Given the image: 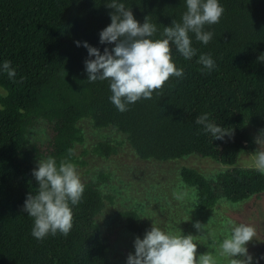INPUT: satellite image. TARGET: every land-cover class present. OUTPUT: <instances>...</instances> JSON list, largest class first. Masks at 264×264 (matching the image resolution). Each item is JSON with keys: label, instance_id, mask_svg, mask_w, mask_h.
I'll return each mask as SVG.
<instances>
[{"label": "trees", "instance_id": "obj_1", "mask_svg": "<svg viewBox=\"0 0 264 264\" xmlns=\"http://www.w3.org/2000/svg\"><path fill=\"white\" fill-rule=\"evenodd\" d=\"M111 0H0V264H33L46 250L53 264H117L112 245L101 235L95 218L104 195L86 183L82 202L72 206L74 224L65 237L59 233L39 241L31 235L34 220L23 211L38 184L32 175L36 162L53 157L76 163L74 147L81 134L78 123L88 120L95 129L112 128L126 136L140 160L166 162L189 155L224 166L236 164L239 153L253 148L249 127L264 144V0H219L225 12L209 44L196 41L197 55L185 60L173 47V61L183 79L173 77L161 94L141 99L121 113L110 101L109 81L87 80L83 42L104 48L100 32L111 23ZM131 8L143 24L148 16L161 39L164 26L181 22L186 0H118ZM76 41L81 42L77 47ZM210 54L216 69L207 73L197 63ZM94 59V57H92ZM5 60L16 70L15 82L2 71ZM22 78V82H21ZM233 132L213 140L195 124L202 114ZM42 125L44 146L30 141L31 130ZM109 157L116 148L99 143ZM181 181L196 191L195 207L214 208L219 201L243 202L259 191L262 181L236 168L206 179L192 169L180 171ZM127 228L141 232L137 212L124 214Z\"/></svg>", "mask_w": 264, "mask_h": 264}, {"label": "clouds", "instance_id": "obj_2", "mask_svg": "<svg viewBox=\"0 0 264 264\" xmlns=\"http://www.w3.org/2000/svg\"><path fill=\"white\" fill-rule=\"evenodd\" d=\"M106 6L114 12L110 13L111 23L100 32L99 42L114 44V47H105L101 54L98 48L83 42L89 55L84 64L90 83L109 81L110 101L121 113L129 111V106L141 99H152L153 93L161 94L173 77L183 79L184 69L177 68L173 61V47L185 60H192L198 50L192 46L190 33L195 35L196 41L209 44L214 33L206 31L205 26L218 24L225 12L219 0H186L187 10L182 14L181 22L173 20L171 26H164L163 38L154 40L152 37L158 28L148 16L141 24L124 3L111 0ZM75 43L77 47L81 46L80 41ZM259 60L264 61V55ZM197 63L203 65L207 73L217 67L210 54L199 55ZM2 71L15 82L16 70L10 61L3 62ZM195 124L203 126V132L210 133L213 140L233 135L232 131L211 122L207 113L198 116ZM253 156L256 170L264 174V151L254 152ZM32 175L38 191L27 195L23 207L34 220L31 235L39 241L57 233L67 237L74 224L72 206L82 202L85 192L77 166L66 160L57 165V161L49 157L38 161ZM173 195L176 200L183 201L188 193L177 191ZM227 223L229 235L218 245L219 256L228 264H253L247 245L255 240L257 229L244 223ZM194 227L201 232L204 225L196 222ZM213 247H217L215 242ZM134 248L135 254H128L126 264H218L210 252L197 256L194 236L165 232L154 225L143 239L135 238Z\"/></svg>", "mask_w": 264, "mask_h": 264}, {"label": "rangeland", "instance_id": "obj_3", "mask_svg": "<svg viewBox=\"0 0 264 264\" xmlns=\"http://www.w3.org/2000/svg\"><path fill=\"white\" fill-rule=\"evenodd\" d=\"M0 94H4L1 89ZM77 126L81 137L74 147V164L82 182L95 184L104 195V206L96 216L95 224L112 245L117 264H126L128 254H135V238L139 236L143 239L153 225L165 232L194 236L197 256L210 252L218 264H228L218 254L219 243L229 235L228 221L257 229L255 240L247 248L253 257V264H264V174L256 170L253 156L254 152L264 151V144L254 129L249 127L253 148L241 151L236 164L228 167L196 155L166 162L140 160L126 136L115 129H95L88 120L80 121ZM28 137L43 146L48 140L42 125L31 130ZM99 143H108L116 148V152L103 157L97 148ZM183 168L192 169L206 179L236 168L241 176L246 177L249 173L256 175L262 181V187L243 202L221 200L214 208L199 210L195 207V189L181 181L180 171ZM177 191H186L188 196L178 201L173 195ZM128 211L139 215V235L127 228L124 214ZM196 222L204 225L201 232L194 227ZM214 242L217 245L215 248ZM33 264L53 263L44 249Z\"/></svg>", "mask_w": 264, "mask_h": 264}]
</instances>
